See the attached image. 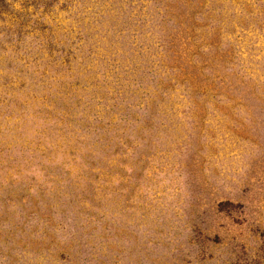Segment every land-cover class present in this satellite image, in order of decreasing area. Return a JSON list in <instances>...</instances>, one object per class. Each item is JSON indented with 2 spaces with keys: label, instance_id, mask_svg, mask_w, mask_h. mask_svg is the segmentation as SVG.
Segmentation results:
<instances>
[{
  "label": "rangeland",
  "instance_id": "374dc122",
  "mask_svg": "<svg viewBox=\"0 0 264 264\" xmlns=\"http://www.w3.org/2000/svg\"><path fill=\"white\" fill-rule=\"evenodd\" d=\"M0 264H264V0H0Z\"/></svg>",
  "mask_w": 264,
  "mask_h": 264
}]
</instances>
